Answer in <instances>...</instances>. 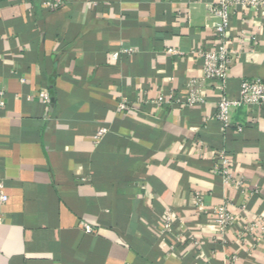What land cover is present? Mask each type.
<instances>
[{"label": "crops", "instance_id": "obj_1", "mask_svg": "<svg viewBox=\"0 0 264 264\" xmlns=\"http://www.w3.org/2000/svg\"><path fill=\"white\" fill-rule=\"evenodd\" d=\"M46 1L0 0V264H264V234L251 252L238 241L264 217V109L234 110L222 131L213 81L202 106L154 103L202 77L215 0ZM229 36L244 40L226 81L237 99L243 80L264 84V17L236 12ZM219 152L242 190L214 173ZM225 202L236 221L218 238ZM167 211L184 236L173 249Z\"/></svg>", "mask_w": 264, "mask_h": 264}, {"label": "built area", "instance_id": "obj_2", "mask_svg": "<svg viewBox=\"0 0 264 264\" xmlns=\"http://www.w3.org/2000/svg\"><path fill=\"white\" fill-rule=\"evenodd\" d=\"M197 0H195L196 2ZM46 6L54 9L58 7V3L52 0L46 1ZM236 12L248 13L252 16L264 17V0H215L210 7L209 13L216 20L213 26V32L216 38V45L212 49L198 50L194 52L196 57L201 61L202 77L200 79H190L185 87L183 95L177 96L170 94L168 97L160 95L155 100L157 106H167L175 104L183 107H198L205 104L206 99L201 90V83L216 82L218 85L219 96L216 102V114L214 119L219 123L222 131L230 127L231 114L239 108L257 107L264 109V84L260 79L243 80L239 86V96L237 99H231L226 94V81L228 78L231 64L244 52L243 36L232 40L229 36L231 18ZM252 46L249 52L254 51L256 45V37L250 38ZM233 43L237 44V50H233ZM167 54L176 55L175 50H168ZM114 59L118 58V54L113 55ZM3 92L0 91V96ZM39 98L44 104H48L49 95L42 91ZM3 102L0 101V106ZM124 103L120 104V109H124ZM240 132L241 129L237 128ZM103 133H97L96 139ZM215 170L214 173L222 179L225 188H233L242 190L245 186L243 179H237L232 174L231 161L222 152L215 153L214 156ZM8 197L2 192L0 185V204H5ZM194 206L199 211L205 210L203 197L196 193L193 196ZM230 204L225 202L217 207L214 212V220L210 228L214 231V235L223 238L226 232L233 227L236 217L229 210ZM174 218L171 212L163 216L160 224L159 232L162 236H166L173 242L172 249L175 244L181 242L184 238L181 232L174 230ZM86 232L90 233V228L86 227ZM264 234V217L256 218L248 226L242 228L238 233L239 242H251L249 252L254 250L255 246L261 241ZM189 243L193 248L200 247V241L196 235L188 237Z\"/></svg>", "mask_w": 264, "mask_h": 264}]
</instances>
